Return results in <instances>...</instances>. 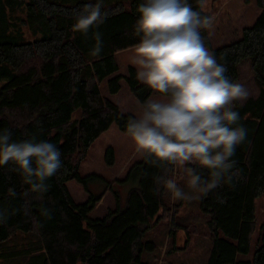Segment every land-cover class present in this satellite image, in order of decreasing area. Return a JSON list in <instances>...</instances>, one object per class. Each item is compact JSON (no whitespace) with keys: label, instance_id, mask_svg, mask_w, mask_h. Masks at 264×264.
<instances>
[{"label":"trees","instance_id":"obj_1","mask_svg":"<svg viewBox=\"0 0 264 264\" xmlns=\"http://www.w3.org/2000/svg\"><path fill=\"white\" fill-rule=\"evenodd\" d=\"M20 1L7 0L11 5ZM26 2L25 24L30 29L45 28V34L24 41L0 33V68L6 72V83L0 87V130L9 131L17 142L51 141L61 152L62 167L47 181L48 191L39 196L31 193L11 164L0 166V210L7 215L0 224V242L19 231L39 235L41 249L26 264H151L143 255L155 252L156 246L145 237L163 209L167 192L156 178L173 177L175 166H154L145 158L134 163L121 180L130 186L126 201L113 190L116 207L101 219L89 216L103 198L91 192L89 184L101 177L80 174L94 142L114 124L126 134L127 121L134 116L123 114L104 97L102 84L115 95L125 82L140 105L153 95L137 81L135 67L118 74L116 60L117 53L138 42L133 28L142 0H103L106 18L87 34L74 31L73 25L84 6L95 0ZM204 2L188 0L202 16L211 17ZM257 5L259 17L237 41L215 48L208 29L201 30L205 46L226 67L225 75L237 82L242 64L249 62L259 89L256 98L235 105L238 124L247 135L236 148L230 180L201 196L200 209L210 217L214 243L207 264H264V225L252 258H240L252 253L256 202L264 195V0H257ZM96 32L102 40L99 55L91 53ZM105 155L106 163L114 165V150L109 147ZM71 181L85 187L90 195L87 202L74 200L67 186ZM42 206L50 210L49 217L39 214ZM26 210L30 211L26 214Z\"/></svg>","mask_w":264,"mask_h":264},{"label":"clouds","instance_id":"obj_2","mask_svg":"<svg viewBox=\"0 0 264 264\" xmlns=\"http://www.w3.org/2000/svg\"><path fill=\"white\" fill-rule=\"evenodd\" d=\"M102 3L85 5L73 30L87 34L102 24ZM136 11L133 32L139 39L131 63L137 68V81L154 98L129 117L126 136L148 163L182 168L188 191L172 176L157 177L156 183L175 200H191L194 193L230 180L236 148L247 135L238 124L235 105L248 98V91L225 75L226 67L205 46L201 30L212 26V18L202 16L188 0H142ZM94 39L91 53L99 55V32ZM9 164L31 193L42 196L48 191L47 181L62 167L61 152L51 141L17 142L9 131L0 130V166ZM9 192L15 196L14 190ZM39 214L49 217L50 210L42 206ZM6 220L0 210V224Z\"/></svg>","mask_w":264,"mask_h":264},{"label":"rangeland","instance_id":"obj_3","mask_svg":"<svg viewBox=\"0 0 264 264\" xmlns=\"http://www.w3.org/2000/svg\"><path fill=\"white\" fill-rule=\"evenodd\" d=\"M204 10L211 15L212 26L208 34L215 48L227 45L241 38L243 29L250 27L257 20L261 10L257 0H205ZM26 0L11 5L7 0H0V33L13 37L14 40L32 41L43 37L45 28L30 29L25 24ZM6 28V33H5ZM30 29V30H29ZM0 35V36H2ZM134 52L117 57L122 63H131ZM3 68H0V87L6 83ZM245 86L248 98H256L259 89L249 62H244L237 81ZM106 84H102V92L107 93ZM123 91V95H124ZM246 99V100H247ZM246 100L239 102L244 103ZM114 124L107 132L102 134L91 146L86 160L81 164L80 174L83 177L96 174L101 177L99 182H91L89 189L95 195H103L97 207L90 213L93 219H101L110 209L116 207L118 192L124 203L130 186L121 183L134 161H128L126 151L132 153L133 145ZM112 146V147H111ZM114 150L115 163L109 166L106 163L108 148ZM134 151V150H133ZM129 153V154H130ZM128 154V156H129ZM177 182L186 191V178L183 169L175 167L174 176ZM74 200L85 203L89 194L85 187L77 181L67 183ZM114 190V191H113ZM203 193H194L191 200H175L166 192L164 206L160 215L153 223L152 229L147 232L145 241L153 242L156 250L153 253H144L143 260L151 264H207L212 251L213 237L208 227L209 216L201 209V196ZM255 230L252 236V253L249 256H240L241 259L250 260L254 250L260 245L261 227L264 225V195L256 202ZM41 237L34 232L15 233L7 241L0 242V264H26L35 250L41 249Z\"/></svg>","mask_w":264,"mask_h":264},{"label":"crops","instance_id":"obj_4","mask_svg":"<svg viewBox=\"0 0 264 264\" xmlns=\"http://www.w3.org/2000/svg\"><path fill=\"white\" fill-rule=\"evenodd\" d=\"M205 5V4H204ZM204 8V6H203ZM205 11V10H204ZM206 12V11H205ZM260 15V14H259ZM258 15V17H259ZM257 17V18H258ZM256 22V21H255ZM254 22V23H255ZM134 52V48H130V49H127V50H124V51H121L119 53L116 54V60L119 64V67H120V71L118 72V74L120 75H125L128 68L129 67H135L136 66L134 64H129V63H126L125 67L122 68V63L118 61L117 57L120 56V55H123V54H127V53H132ZM244 64V63H243ZM242 64V65H243ZM137 69V68H136ZM107 87V86H106ZM121 91L118 93V94H115V95H110L108 90H107V93L103 94L104 97L106 98H109L111 101H113L115 104L118 105V107L120 108V111L123 113V114H131V115H136L138 114V111H139V107H140V103L138 102V100L135 98V96L129 91L128 87H127V84L125 82H122V87H121ZM123 91L125 92L124 95L122 94ZM150 98H154V93L153 95L150 97ZM113 126V125H112ZM111 126V127H112ZM110 127V128H111ZM117 128V127H116ZM119 129V128H118ZM107 132V131H106ZM126 140H129V139H126ZM112 147V146H111ZM110 147V148H111ZM134 150V149H133ZM132 150V153H130V151H126V153H130L129 156L127 154V159L128 161H134V163L136 162H140L141 160H143V157H141L139 154H137L135 151ZM133 163V164H134ZM132 164V165H133ZM131 165V166H132ZM128 173V172H127Z\"/></svg>","mask_w":264,"mask_h":264}]
</instances>
